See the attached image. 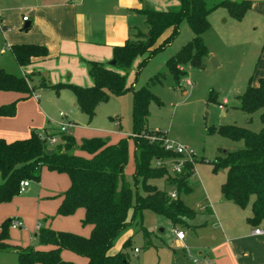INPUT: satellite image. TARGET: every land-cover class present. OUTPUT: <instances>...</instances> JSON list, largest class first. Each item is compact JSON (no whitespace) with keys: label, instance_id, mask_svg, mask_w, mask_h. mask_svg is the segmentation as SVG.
I'll use <instances>...</instances> for the list:
<instances>
[{"label":"trees","instance_id":"16d2710c","mask_svg":"<svg viewBox=\"0 0 264 264\" xmlns=\"http://www.w3.org/2000/svg\"><path fill=\"white\" fill-rule=\"evenodd\" d=\"M225 8L228 14L240 21L251 8L249 0H218L213 8L206 6L205 0H179L177 8L157 11L145 7L139 11L144 17L146 32H137L124 45L113 48L114 65L89 61L88 74L93 84L82 87L71 84H57L53 88H69L78 109L87 115L90 121L95 107L106 102L111 96H119L128 91L132 93V134L128 137L134 143V170L129 181L125 175L128 161V138L116 143H108L102 138L82 139L77 146L74 138L60 133V143L49 150L46 141L39 132L31 131L27 139L6 142L0 139V201L7 202L18 194L22 180L38 181L40 169L66 173L70 186L63 195L57 214L67 216L77 208L84 209L83 224H91L89 237H82L69 232H57L41 227L37 239L40 245H51L47 250L27 247L17 251L19 264H75L61 258L62 249L87 258L86 264H132L126 251L131 239H126L118 252L110 254L109 250L115 238L132 221L142 219V213L149 210L165 217L175 228L186 225L194 216V211L183 201V195L192 192L190 177L194 165L204 160L193 157V162L186 161L180 173H172L169 164L153 166L155 159H176L179 155L164 149L162 142L164 132L150 130L147 126L149 104L158 101L149 87L134 89L126 85V73L133 61L144 56L137 65V72L156 53L168 46L178 35L179 25L186 20L193 36L175 54L170 56L166 65L178 82L181 77L179 67L190 65L202 66L206 46L202 34L209 28V13L215 8ZM11 53L19 66H26L31 58L47 56L46 47L36 44H15ZM157 78V76H155ZM43 85V84H42ZM0 90L29 93L24 77L16 76L0 69ZM241 111L252 114L261 110L259 115L262 127L252 132L236 125H222L216 130L231 140H242V149L227 152L213 161V171L226 170L225 181L220 186L222 197L241 209L251 202V215L247 222L256 227L264 223V79H259L253 86L251 79L243 94L239 97ZM15 102L0 107V115H11ZM46 132L44 131V134ZM154 137V139H151ZM89 154V157L76 155V148ZM163 179L164 183L175 192L172 198L165 188H159L152 180ZM9 221L2 223L0 231V249L8 247L2 240L7 238ZM147 233V232H146ZM147 236V234H145Z\"/></svg>","mask_w":264,"mask_h":264},{"label":"crops","instance_id":"0c3cea01","mask_svg":"<svg viewBox=\"0 0 264 264\" xmlns=\"http://www.w3.org/2000/svg\"><path fill=\"white\" fill-rule=\"evenodd\" d=\"M249 1L251 8L238 21L237 29L238 33L242 34L241 26L247 21V24H252L254 31H257L258 27V30H261L262 36L254 39L255 42H252V38L246 39V44L259 46L258 52L253 56V66H249L251 84L256 86L259 79H264V0ZM178 5L179 0H22L20 5L13 8L0 6V29L3 37L1 53L5 50L11 53L10 47L15 44L42 45L48 51L47 56L31 58L26 66H19L11 53L17 66L15 72L9 70L5 61L1 59L0 69L24 77L28 86L34 90L29 93L0 90V107L15 102L13 114L0 115V139L9 143L27 139L31 131L39 133L45 131V134L55 135L60 143L58 126L61 122L70 121L73 126L66 134L72 136L76 144L80 145L83 138L94 137L111 143L112 131L95 133L97 129L90 126L91 120L88 118L86 125L78 124V118L87 115L78 109L75 96L69 88L56 90L53 86L57 84L91 86L93 82L88 74L89 61L110 65L114 47L124 45L138 31L146 32L144 17L137 14V11L145 7L167 11L177 8ZM23 16H28V20L23 21ZM141 25L143 31L139 29ZM143 57L139 56L134 60L136 65ZM214 65L219 66L215 62ZM182 67L185 71V66ZM187 81L189 80H186V83ZM42 82L44 84L41 86ZM39 90L43 93H39ZM52 105L60 106L57 108L58 112L52 113ZM59 112L65 113V118H61ZM115 126H119L117 121ZM116 138H119L118 134L114 139ZM55 145L47 146L50 150ZM196 164L189 180L191 184L196 176ZM225 178L226 170L220 186ZM2 183L0 174V184ZM69 186L70 179L66 173L42 166L38 181L29 180V186L23 193L16 194L7 202L0 201V231L2 223L9 221L7 238L2 240L8 247L0 249V264H19L17 251L20 249L51 248V245L38 243L37 235L41 227L89 237L92 225L82 223L85 214L83 208H77L67 216L57 214ZM199 190H204L201 183ZM170 191L173 192L171 189ZM203 200L198 208L200 213L206 215L204 225L210 223L213 231L209 236L203 234L200 238L202 244L199 245L196 254L191 255L209 261L201 264H264V235H255L253 233L255 227L247 222V217L251 215V202L247 205L250 206L248 214L247 207L246 210L239 208L231 201L225 200L222 194L217 201L211 202L208 196ZM14 220L20 221L23 226L13 227L11 223ZM259 226H264V223ZM128 238L129 234L124 237L122 243ZM185 240L184 233V238L177 241L183 244ZM135 248L137 247L133 248V252ZM60 256L63 260L75 264L87 263V258L67 249H62ZM176 260L179 264H185V261L195 264L185 253Z\"/></svg>","mask_w":264,"mask_h":264},{"label":"rangeland","instance_id":"374dc122","mask_svg":"<svg viewBox=\"0 0 264 264\" xmlns=\"http://www.w3.org/2000/svg\"><path fill=\"white\" fill-rule=\"evenodd\" d=\"M21 1L0 0V6L13 8L20 5ZM217 1L205 0V3L208 8H213ZM224 19L227 21L224 22ZM208 21L210 26L202 34L206 46L202 66L195 68L185 65V71L183 67H179L181 77L178 82L168 70L166 61L193 36L186 20L180 23L176 38L149 58L138 74H136L135 61L128 70L127 85L134 89L147 85L158 100L157 102L152 100L149 104L148 128L164 132L167 140L187 147L196 159L204 160L196 164V176L192 179L193 192L182 197L184 203L194 211V216L186 225L177 226L185 233V242L181 244L175 239L174 228L165 217L145 210L142 219L130 222L115 238L109 252L110 254L118 252L124 237L129 234L131 245L126 251L132 264H179L176 259L183 257L186 250L193 255L196 254L199 245L202 244L200 238L204 233L209 236L213 231L210 223L204 225L206 215L200 213L198 207L207 196L211 202L220 199L219 187L225 177L224 168L213 171V161L222 156L224 151L231 152L244 147L242 140L234 141L222 136L216 130L209 132L208 129L222 125H236L258 132L262 127L259 119L261 110L247 114L239 108V97L243 94L251 76L249 66H253V56L259 49L258 44H246V39L252 38V42H255L254 39L262 36L261 30H258V27L257 31H254L252 24H247L245 21L241 26L242 34H239L238 21L222 7L213 9L208 15ZM139 29L142 30V25ZM0 45H3L1 29ZM1 59L5 61L9 70L16 71L17 66L8 50L2 53L0 51V61ZM214 62L219 66H215ZM186 80H189L190 84H187ZM42 84L44 83H40L41 86ZM39 93L43 92L39 90ZM59 107L52 105V113L58 112ZM116 121L119 123L117 127ZM87 122L86 116L78 118L80 126L86 125ZM90 126L97 129L95 133L98 134L112 131L111 144L127 139L132 134L131 91L119 96H111L106 102L97 104ZM117 134L119 138L114 139ZM128 152L125 175L130 181L134 167V143L130 138H128ZM74 153L89 157V154L78 147ZM151 183L167 189L168 192L172 190L163 179L153 180ZM199 183L202 184L205 193L199 190ZM246 209L244 210L249 214L250 206ZM134 247H137L139 252L134 253ZM185 264L192 263L185 261Z\"/></svg>","mask_w":264,"mask_h":264},{"label":"built area","instance_id":"2783aa9c","mask_svg":"<svg viewBox=\"0 0 264 264\" xmlns=\"http://www.w3.org/2000/svg\"><path fill=\"white\" fill-rule=\"evenodd\" d=\"M22 20L27 21L28 16H23ZM187 84H190V82L187 81ZM37 96L38 95H35V97H37ZM219 107L222 108V106H219ZM59 116L61 118H65L66 115L63 112H59ZM72 126H73V124L70 121L61 122L58 126V132L59 133H67L69 131V129H71ZM39 136L41 139L46 141L47 145H55L58 143V138L53 134L48 135V134H44V133H39ZM151 139H154V137H152ZM162 145H163L165 150L172 151L179 156H178V158L173 159V160L172 159H169V160L155 159L153 161V166L160 167V166H163L164 164H169V170L172 173L178 174L181 172L182 167L186 161L193 162L194 155L187 149V147H185L181 144L173 143V142L167 140V138L163 139ZM28 186H29V180H22L19 183L18 192L23 193ZM169 195L172 198H174L176 196L175 192H171V193H169ZM11 224L15 228H21L23 226L22 223L18 220H14ZM173 233H174V237L176 240L181 241L184 238V232L177 229V228L173 229ZM253 233L255 235H264V226H256L253 229ZM138 251H139L138 248L134 249L135 253H137ZM185 254L195 264L209 263V261H206V259L202 260V259H199L197 257H193L189 250H186Z\"/></svg>","mask_w":264,"mask_h":264},{"label":"water","instance_id":"95a60500","mask_svg":"<svg viewBox=\"0 0 264 264\" xmlns=\"http://www.w3.org/2000/svg\"><path fill=\"white\" fill-rule=\"evenodd\" d=\"M26 26H27V25H26ZM109 64H110V65H114V64H115V62L112 60V61H111ZM52 151H53V150H52V149H50V150H48V151H47V153H48V154H49V153H52Z\"/></svg>","mask_w":264,"mask_h":264}]
</instances>
